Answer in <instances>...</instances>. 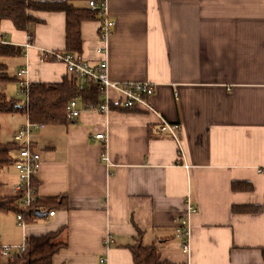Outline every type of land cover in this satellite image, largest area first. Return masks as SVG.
Masks as SVG:
<instances>
[{"label":"crops","instance_id":"1","mask_svg":"<svg viewBox=\"0 0 264 264\" xmlns=\"http://www.w3.org/2000/svg\"><path fill=\"white\" fill-rule=\"evenodd\" d=\"M90 1L105 2L115 26L103 55L101 15L83 22L82 58L106 59L113 82L154 85L150 108L124 109L111 92L107 115L83 110L34 129L45 216L22 227L15 214H0L6 243L61 231L54 243L64 248L53 264H134L137 243L156 246L171 264H264V0H81L76 7ZM33 15L39 22L28 31L4 21L0 44L22 48L18 70L27 68L30 83L73 79L63 63L42 60L43 51L67 52L66 14ZM10 115L16 129L29 121ZM164 122L178 125L177 139L161 132ZM17 183L13 165L1 171L0 196H14ZM188 202L196 213L186 254L176 235Z\"/></svg>","mask_w":264,"mask_h":264},{"label":"trees","instance_id":"2","mask_svg":"<svg viewBox=\"0 0 264 264\" xmlns=\"http://www.w3.org/2000/svg\"><path fill=\"white\" fill-rule=\"evenodd\" d=\"M81 0L64 1H34V0H0V28L4 21H10L19 31H28L33 24L39 22L33 15L35 12H62L66 14V51L82 56L83 42L81 25L83 22L98 19L99 11L91 8L76 7ZM22 55V48L0 44V85L12 80L18 81L16 75L12 78L8 73L4 58ZM72 100L82 101L88 105H99L101 91L98 84L87 82L84 89L79 88L77 79H64L60 83H31L26 104L22 98L8 99L0 91V114L24 113L32 123L43 125L64 124L68 122L67 107ZM20 147L15 143L0 141V172L12 166V152ZM36 186V183L34 182ZM37 187V186H36ZM21 194L11 197L0 196V214L13 213L22 216L25 221L36 218L38 203L25 209L21 206ZM61 231L49 233L43 237L29 236L26 238L25 251L17 255L13 261L3 264H53V258L64 248L54 240ZM134 264H171L162 259L156 246H143L137 243L130 247Z\"/></svg>","mask_w":264,"mask_h":264},{"label":"built area","instance_id":"3","mask_svg":"<svg viewBox=\"0 0 264 264\" xmlns=\"http://www.w3.org/2000/svg\"><path fill=\"white\" fill-rule=\"evenodd\" d=\"M89 8L93 11H99L101 20L99 22V38L102 44L99 48V53L107 55L108 41L112 34L115 23L108 17L107 5L105 2L97 3L90 1ZM1 43V42H0ZM32 47V39L29 38L25 45L26 49ZM42 60L45 62H59L66 66L70 76L77 79L79 88L82 90L87 82L98 84L101 95L104 96V102L99 105H86L83 109L79 107L78 100H72L67 107V119L73 121L77 119L83 110H91L96 113L107 115L111 111V92L118 95V104L124 109H135L138 107L150 108L149 98L154 95L155 86L146 82H126L118 83L110 80L108 71V61L102 60L99 64L91 65L88 61L69 52L43 51ZM17 82L19 83V98L28 103L29 91L31 83L28 79L27 68H22L16 72ZM43 124L27 122V125L20 129L14 136V143L20 148L15 150L17 159L14 160L13 166L18 175V183L15 187V194H21V206L25 209L33 207L38 203V192L34 185L35 179L41 168L40 155L35 151L31 140L32 131L37 128H42ZM178 125H172L167 122L162 123L161 132L171 135L173 138H178ZM96 139L105 142L104 134H97ZM106 162L109 159L104 158ZM196 213L195 207L189 202L186 205V211L183 217L177 222V235L180 240V247L189 254L191 252L190 236H191V217ZM55 212L49 213V216H54ZM19 225L24 227L25 222L22 216H17ZM106 245L114 242L112 237H107ZM26 249V242L17 248L0 246V264L3 262L13 261L17 255L22 254ZM104 263L105 260L101 259Z\"/></svg>","mask_w":264,"mask_h":264},{"label":"rangeland","instance_id":"4","mask_svg":"<svg viewBox=\"0 0 264 264\" xmlns=\"http://www.w3.org/2000/svg\"><path fill=\"white\" fill-rule=\"evenodd\" d=\"M7 25H12L9 21L6 22ZM12 27V26H11ZM7 63L8 66V73L13 78L16 75V72L18 69L22 66L21 57H11L6 58L4 60ZM6 87V95L8 99H19L18 93H19V83L15 80L2 83L0 85V90L3 92L2 88ZM16 123L17 121H14L12 119V116L10 114H0V141L3 143H8L13 139V137L20 131L21 128L27 125V123L20 127V129H16ZM5 215V214H2ZM1 217V216H0ZM3 218H0V234H2L0 238V246L2 247H13L17 248L22 246L25 243V239L19 243L18 245H9L6 243V234L3 230H5L8 227L2 228L3 224L5 223V220H2ZM2 230V232H1ZM8 230H10L8 228Z\"/></svg>","mask_w":264,"mask_h":264},{"label":"water","instance_id":"5","mask_svg":"<svg viewBox=\"0 0 264 264\" xmlns=\"http://www.w3.org/2000/svg\"><path fill=\"white\" fill-rule=\"evenodd\" d=\"M35 214L38 217H44L45 216V214L44 213H41V211H39V210H36Z\"/></svg>","mask_w":264,"mask_h":264}]
</instances>
